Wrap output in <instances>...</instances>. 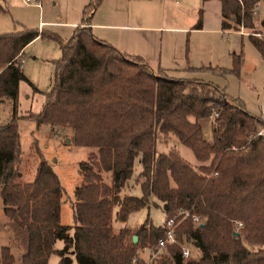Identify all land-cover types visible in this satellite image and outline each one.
Masks as SVG:
<instances>
[{
  "label": "trees",
  "instance_id": "1",
  "mask_svg": "<svg viewBox=\"0 0 264 264\" xmlns=\"http://www.w3.org/2000/svg\"><path fill=\"white\" fill-rule=\"evenodd\" d=\"M99 1L88 0L83 7L86 21ZM217 1L222 29L253 28L252 11L259 0ZM200 25L198 17L194 28ZM37 36L56 41L60 57L54 60L53 85L44 93L40 110L21 117L36 126L66 129L70 144L94 149L78 162L80 183L70 203L72 225L59 222L61 186L34 142L40 157L34 175L30 181L19 180L17 92L19 81L28 80L16 58ZM248 39L264 55V38ZM231 58L227 69H195L217 76L236 74L241 59L235 54ZM4 102L10 111L0 123V199L3 214L27 233L20 264H48L53 253L56 264H70V256L76 264H143L136 249L155 246L163 237L162 228L145 219L134 228L114 230L111 220L123 222L151 196L160 202L165 220L173 218L176 226L175 242L165 245L164 253L149 264H264V134H255L261 126L264 132V120L248 113L223 88L199 78H172L162 69L152 71L141 58L120 53L81 25L66 40L26 29L0 35V103ZM213 110L217 117L206 140L201 121ZM170 140L191 151L197 168L176 148L158 151V144ZM135 158L140 168L133 180L139 197L121 193ZM104 174L109 175L108 183ZM179 212L188 215L183 218ZM191 216L201 222L193 224ZM234 221L242 225L236 231ZM56 240L61 248L54 247ZM184 242L199 254L183 261ZM13 262L8 247H1L0 263Z\"/></svg>",
  "mask_w": 264,
  "mask_h": 264
},
{
  "label": "crops",
  "instance_id": "2",
  "mask_svg": "<svg viewBox=\"0 0 264 264\" xmlns=\"http://www.w3.org/2000/svg\"><path fill=\"white\" fill-rule=\"evenodd\" d=\"M42 1L48 4L46 12H54L55 20L41 22L51 26L62 40H66L76 26H88L95 38L122 54L141 58L152 71L162 69L167 76L184 71L197 75L188 79L213 82L210 78L215 75L195 68L227 69L231 67L232 55H239L241 65L236 76L239 83L234 89L225 86L223 89L228 96L239 99L248 113L264 118V55L248 39V35L264 38V19L255 13L256 6L252 15L253 32L248 33L242 27L238 30L221 28L217 0H183L181 8L166 9L163 5L156 8L158 0H100L87 15V21L83 7L88 0ZM198 17L201 25L194 28ZM226 38L233 39V44L225 46ZM237 38L241 40L240 49ZM25 46L16 58L20 67ZM207 135L209 138L205 139L209 140L210 131ZM79 183L80 179L77 185Z\"/></svg>",
  "mask_w": 264,
  "mask_h": 264
},
{
  "label": "rangeland",
  "instance_id": "3",
  "mask_svg": "<svg viewBox=\"0 0 264 264\" xmlns=\"http://www.w3.org/2000/svg\"><path fill=\"white\" fill-rule=\"evenodd\" d=\"M198 0H196L197 2ZM185 1L183 0H158L156 1V8L160 5L170 8H181ZM195 3V1H194ZM154 4V5H155ZM40 8L35 6L25 5L21 0H0V35L15 33L22 29L35 30L38 33L54 34L51 26L41 21L55 20L53 11L49 12L48 4L41 2ZM255 13L264 19V0H259L255 7ZM248 33L252 30L245 29ZM230 37V35L226 36ZM233 38V37H230ZM226 43L233 44V39L226 38ZM240 38H237L236 44L241 46ZM240 51V50H239ZM240 53V52H238ZM60 57V50L56 41L46 37H36L31 40L24 49V54L21 58V67L23 74L28 81L21 80L18 83L17 92V132L19 138L20 158L17 163V169L20 174L19 180L30 181L34 175L35 167L39 161V155L35 149L40 152L44 160H46L52 167L54 173L57 175L61 186V204L59 212V221L61 224L72 225V208L71 201L73 200L72 191L77 185V180L80 179V172L78 169V162L85 160L87 154L94 149L91 147L76 146L70 144L68 140L69 133L66 129H50L47 125L41 124L36 126L35 122L29 118H23L27 113H37L40 110L41 104L44 101V93L49 91L53 85L54 60ZM201 73V72H200ZM238 73H227L224 76H211V83L221 88L224 86L228 89H234L238 80L236 79ZM172 78H186L197 77L191 73H171ZM213 75V74H212ZM223 77V78H221ZM191 79V78H189ZM10 111V105L7 102L0 103V123L4 122ZM206 120V119H205ZM260 127L257 128V130ZM201 131L203 137L208 139V132L210 131V121H201ZM54 132V133H52ZM256 134V133H255ZM264 134V132H263ZM66 139L68 141H66ZM34 142L36 148L32 147ZM175 141L170 140L166 144H158V151H166L168 148H176L179 154L190 164V166L197 168L198 162L194 159L191 151L183 146L176 145ZM138 159L135 158L133 162V169L131 178L122 188L121 193L127 192L129 195L139 197L141 195L138 184L134 182V177L139 171ZM103 181L109 182V175L104 174ZM126 193V194H127ZM116 207H113V212ZM148 219V223L153 226H160L164 222V214L160 209V202L154 197H149L147 204L136 211L131 212L123 221H117L112 217L111 226L114 230L127 227L134 228ZM131 235H135L131 231ZM138 238L136 239L137 243ZM139 241V240H138ZM249 249H255L257 246L253 244H246ZM8 247L10 254L13 256V264H20V257L25 253L27 247V233L19 227L15 222L8 219L2 211V203L0 199V248ZM55 248H61L62 242L56 240L54 242ZM264 247V246H263ZM163 249L159 251L156 246L139 247L136 249V257L141 260L143 264H149V258H157L164 252ZM192 255L191 258L198 255V250L191 244ZM70 264H76L73 256ZM58 256L50 254L48 256V264H56ZM1 264V263H0Z\"/></svg>",
  "mask_w": 264,
  "mask_h": 264
},
{
  "label": "built area",
  "instance_id": "4",
  "mask_svg": "<svg viewBox=\"0 0 264 264\" xmlns=\"http://www.w3.org/2000/svg\"><path fill=\"white\" fill-rule=\"evenodd\" d=\"M21 2L25 5H30V6H35L37 8H40L41 6V0H21ZM254 14V9L252 11V15ZM264 60V58H263ZM217 117V112L216 111H211V113L208 115L210 124H212L215 120V118ZM264 120V118H263ZM263 134V126L260 127V129H258L256 131V135H262ZM215 174V173H213ZM177 215H181L183 218L186 217L188 215L187 212H179ZM191 221L193 224H199V222H201V219L198 216H191ZM175 223L173 218H168L166 220H164V222L162 223V225H160V227L163 230V237L159 238L156 242V249L159 251L160 249H163L165 247V245L169 244V243H173L175 242V237H174V229H175ZM233 226L235 231L240 229L242 227L240 222L234 221L233 222ZM181 251H180V256L182 258V260H187L191 258L192 255V250H191V244L188 242H184L181 245ZM152 260V258H149L150 262Z\"/></svg>",
  "mask_w": 264,
  "mask_h": 264
},
{
  "label": "water",
  "instance_id": "5",
  "mask_svg": "<svg viewBox=\"0 0 264 264\" xmlns=\"http://www.w3.org/2000/svg\"><path fill=\"white\" fill-rule=\"evenodd\" d=\"M66 141H68V140L66 139ZM233 235L234 236L237 235V232H233ZM136 239H137V237L135 235H132V237H131L132 242H135Z\"/></svg>",
  "mask_w": 264,
  "mask_h": 264
}]
</instances>
